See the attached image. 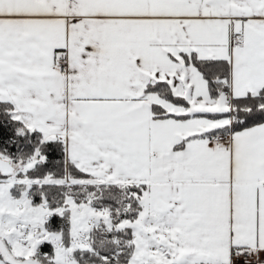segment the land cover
<instances>
[{
	"label": "snow or ice",
	"instance_id": "6c2138e0",
	"mask_svg": "<svg viewBox=\"0 0 264 264\" xmlns=\"http://www.w3.org/2000/svg\"><path fill=\"white\" fill-rule=\"evenodd\" d=\"M0 264H264V0H0Z\"/></svg>",
	"mask_w": 264,
	"mask_h": 264
}]
</instances>
